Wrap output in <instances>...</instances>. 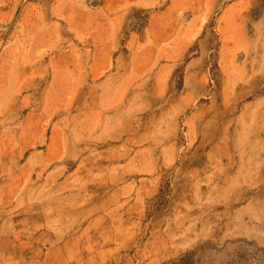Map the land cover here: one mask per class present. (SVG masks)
Here are the masks:
<instances>
[{
    "label": "rangeland",
    "instance_id": "1",
    "mask_svg": "<svg viewBox=\"0 0 264 264\" xmlns=\"http://www.w3.org/2000/svg\"><path fill=\"white\" fill-rule=\"evenodd\" d=\"M0 264H264V0H0Z\"/></svg>",
    "mask_w": 264,
    "mask_h": 264
}]
</instances>
